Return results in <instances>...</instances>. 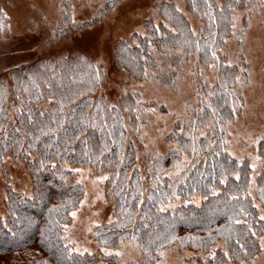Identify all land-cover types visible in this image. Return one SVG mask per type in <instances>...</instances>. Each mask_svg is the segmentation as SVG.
Returning a JSON list of instances; mask_svg holds the SVG:
<instances>
[{"label": "trees", "instance_id": "16d2710c", "mask_svg": "<svg viewBox=\"0 0 264 264\" xmlns=\"http://www.w3.org/2000/svg\"><path fill=\"white\" fill-rule=\"evenodd\" d=\"M56 1L61 12L57 39L81 27L70 23L69 7L83 0ZM115 1L107 0L94 19ZM183 2L201 21L197 33L172 3L161 2V23L147 20L143 35L117 40L113 47L112 64L129 80H145L154 71L163 84L170 83L190 57L195 74L203 66L214 68V84H197L190 110L165 136L171 148L163 154L145 150L141 168L130 135L138 139L153 103L129 93L117 107L110 106L95 93L102 73L86 55L60 54L11 68L8 79L0 77V166L5 156L23 161L32 183L31 197L7 199V216L0 218V264H121L116 255L75 253L63 241V227L84 194L66 165L107 176L112 220L95 227L91 238L103 249L136 243L140 261L135 264H157L172 247L200 260L215 243L222 247L215 264L246 263L258 254L264 235V140L256 148L263 169L250 185L249 160L239 164L226 151L227 128L242 110L237 85L245 72L225 65L218 48L231 33L233 10L256 7L264 19V0ZM6 35L0 10V37ZM165 60L169 71L159 72ZM195 197L201 199L198 206L191 203ZM175 201L178 206L163 209Z\"/></svg>", "mask_w": 264, "mask_h": 264}, {"label": "rangeland", "instance_id": "374dc122", "mask_svg": "<svg viewBox=\"0 0 264 264\" xmlns=\"http://www.w3.org/2000/svg\"><path fill=\"white\" fill-rule=\"evenodd\" d=\"M107 0H83L71 2L70 23L80 28L66 31L55 38L58 21L61 17L60 5L56 0H0V10L7 23V35L0 37V77L9 78L11 68H24L41 59L54 58L60 54L72 56L75 53L86 55L102 73L96 88V95L110 106L117 107L120 97L136 93L143 103H153L139 126V137L130 135L136 148L137 165L141 168L140 156L145 151L165 153L171 145L165 136L174 123L186 116L194 102L193 95L197 84H214L213 65L203 66L198 74L193 72L194 58L178 68L170 83L163 84L157 73L151 71L145 80H129L124 70L113 64V47L117 40L144 34V23L152 20L161 23L158 4L172 3L174 9L188 20L193 33L201 28V21L187 12L183 0H116L99 19L100 10ZM220 4L222 0H214ZM94 19V21H93ZM218 54L227 66H239L243 77L238 78L237 91L241 95L242 110L227 128V153L237 163L249 160L252 168L250 185L262 171L263 165L256 155L259 141L264 140V19L256 7L246 11L236 8L231 18V33L221 39ZM164 61V60H163ZM157 60L159 65L163 62ZM159 72L168 73L169 61L165 60ZM198 67V66H197ZM244 70L246 71H242ZM165 73V74H166ZM129 80V81H128ZM42 109L44 106L41 107ZM73 181L81 184L84 194L77 207L70 212V222L63 228V241L78 254L94 255L98 251L105 255H116L121 264L140 261L136 243L121 242L117 249H103L91 238V231L98 225L112 220V204L105 195L107 176L97 174L91 168L66 165ZM11 194L31 197L32 183L23 161L5 156L0 166V218L7 216L6 202ZM198 206L199 197L191 200ZM178 201L167 203L163 209H173ZM75 214V215H73ZM264 217V213H260ZM264 222V219H262ZM259 252L246 263L264 264V235L259 239ZM220 243L210 246L207 253L192 254L189 250L175 247L164 252L157 264H215L216 250ZM199 256V255H198Z\"/></svg>", "mask_w": 264, "mask_h": 264}, {"label": "snow or ice", "instance_id": "6c2138e0", "mask_svg": "<svg viewBox=\"0 0 264 264\" xmlns=\"http://www.w3.org/2000/svg\"><path fill=\"white\" fill-rule=\"evenodd\" d=\"M73 215H75V214H73ZM261 219H264V217H261ZM193 239H196V238H193Z\"/></svg>", "mask_w": 264, "mask_h": 264}]
</instances>
